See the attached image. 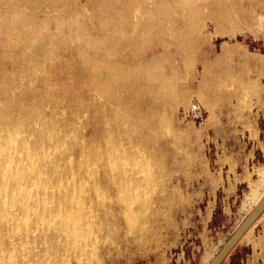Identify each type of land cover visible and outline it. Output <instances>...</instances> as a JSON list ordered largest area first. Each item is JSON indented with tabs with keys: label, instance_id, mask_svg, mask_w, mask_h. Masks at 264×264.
<instances>
[{
	"label": "bare ground",
	"instance_id": "bare-ground-1",
	"mask_svg": "<svg viewBox=\"0 0 264 264\" xmlns=\"http://www.w3.org/2000/svg\"><path fill=\"white\" fill-rule=\"evenodd\" d=\"M236 1L0 0V264H94L105 212L146 229L162 211L166 143L188 137L174 119L196 77L181 70ZM214 68L198 91L210 119L203 88L238 111L259 94L248 55Z\"/></svg>",
	"mask_w": 264,
	"mask_h": 264
},
{
	"label": "rangeland",
	"instance_id": "rangeland-1",
	"mask_svg": "<svg viewBox=\"0 0 264 264\" xmlns=\"http://www.w3.org/2000/svg\"><path fill=\"white\" fill-rule=\"evenodd\" d=\"M252 1L237 0L220 11L231 18L204 30L196 68L181 70L184 83L194 76L196 81L187 85L190 97L175 113L174 128L188 133L183 149L166 143L162 211L148 216L146 229L133 232L116 212H105V242L94 264H208L264 194V0ZM240 55L250 57L247 74L258 82L259 94L238 111L227 91L203 88L216 102L210 119L198 93L202 82L215 72L216 59L227 56L236 66ZM60 264L79 262L71 256ZM223 264H264V216Z\"/></svg>",
	"mask_w": 264,
	"mask_h": 264
},
{
	"label": "water",
	"instance_id": "water-1",
	"mask_svg": "<svg viewBox=\"0 0 264 264\" xmlns=\"http://www.w3.org/2000/svg\"><path fill=\"white\" fill-rule=\"evenodd\" d=\"M262 215H264V194L208 264H223L233 253L244 236L258 223Z\"/></svg>",
	"mask_w": 264,
	"mask_h": 264
},
{
	"label": "crops",
	"instance_id": "crops-1",
	"mask_svg": "<svg viewBox=\"0 0 264 264\" xmlns=\"http://www.w3.org/2000/svg\"><path fill=\"white\" fill-rule=\"evenodd\" d=\"M264 153V152H263ZM264 155V154H263Z\"/></svg>",
	"mask_w": 264,
	"mask_h": 264
}]
</instances>
